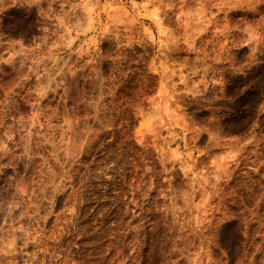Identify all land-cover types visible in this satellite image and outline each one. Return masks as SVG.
<instances>
[{"label": "rangeland", "instance_id": "1", "mask_svg": "<svg viewBox=\"0 0 264 264\" xmlns=\"http://www.w3.org/2000/svg\"><path fill=\"white\" fill-rule=\"evenodd\" d=\"M0 264H264V0H0Z\"/></svg>", "mask_w": 264, "mask_h": 264}]
</instances>
